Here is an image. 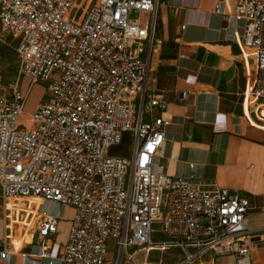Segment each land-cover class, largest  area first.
Segmentation results:
<instances>
[{
  "label": "built area",
  "instance_id": "1",
  "mask_svg": "<svg viewBox=\"0 0 264 264\" xmlns=\"http://www.w3.org/2000/svg\"><path fill=\"white\" fill-rule=\"evenodd\" d=\"M232 2L223 19L243 56L245 91L264 118V0ZM163 4L0 0V36L15 41L18 65L16 80L0 81L2 264L13 254L47 264H134L137 250L177 251L172 264H194L207 251L251 264L256 243L247 198L152 169L167 124L163 113L151 116L164 103L147 89L150 57L162 43ZM20 78L29 81L28 90L47 87L30 114ZM30 199L73 211L56 254L52 240L63 218L41 204L31 207ZM19 224L25 231L35 226L38 252L10 244Z\"/></svg>",
  "mask_w": 264,
  "mask_h": 264
},
{
  "label": "crops",
  "instance_id": "2",
  "mask_svg": "<svg viewBox=\"0 0 264 264\" xmlns=\"http://www.w3.org/2000/svg\"><path fill=\"white\" fill-rule=\"evenodd\" d=\"M163 1L158 12L162 43L150 57L147 89L164 103V109L153 110L151 116L163 113L167 124L164 145L152 169L176 178L191 176L207 189H228L247 198L248 223L255 231L256 243L251 264H264V118L245 91L243 56L223 19L232 13L233 2ZM237 27L238 37L241 24ZM183 92L185 98L181 99ZM3 203L0 190V242L7 234ZM54 205L42 202L40 209L48 213ZM65 235L59 223L52 240L54 254L62 249ZM10 244L17 251L38 252L39 240L32 235L23 245L13 240L12 234ZM178 258L177 251L137 250L133 262L172 264ZM6 264L47 263L13 254ZM194 264H238V260L207 251Z\"/></svg>",
  "mask_w": 264,
  "mask_h": 264
},
{
  "label": "rangeland",
  "instance_id": "3",
  "mask_svg": "<svg viewBox=\"0 0 264 264\" xmlns=\"http://www.w3.org/2000/svg\"><path fill=\"white\" fill-rule=\"evenodd\" d=\"M15 41L11 36L3 35L0 36V81L3 85L16 80L18 78V65L14 53ZM21 82L22 92L28 90L29 81L26 79H19ZM47 97V87L44 83L34 84L27 91V99L24 106V114H30L33 112L35 107L42 103ZM128 149V148H126ZM31 207L33 204H42L43 201H36L35 199H30ZM24 203V202H23ZM25 204V203H24ZM48 213L54 215H59L63 219L60 222L61 231H66L68 228V220L71 217V210H65L63 206L56 204L49 209ZM24 217V216H23ZM35 222V219L33 220ZM33 224V223H32ZM33 226V225H32ZM31 226V227H32ZM13 240L18 241V243L25 244L30 239H32L35 234V226L32 229L25 231V227L22 225H13ZM108 251L112 252V243L108 242Z\"/></svg>",
  "mask_w": 264,
  "mask_h": 264
},
{
  "label": "bare ground",
  "instance_id": "4",
  "mask_svg": "<svg viewBox=\"0 0 264 264\" xmlns=\"http://www.w3.org/2000/svg\"><path fill=\"white\" fill-rule=\"evenodd\" d=\"M36 201H41V200H39V199H35Z\"/></svg>",
  "mask_w": 264,
  "mask_h": 264
}]
</instances>
